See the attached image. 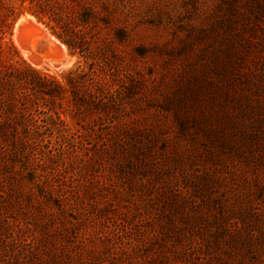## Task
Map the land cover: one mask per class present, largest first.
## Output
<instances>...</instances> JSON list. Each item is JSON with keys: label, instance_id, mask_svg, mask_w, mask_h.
I'll list each match as a JSON object with an SVG mask.
<instances>
[{"label": "rangeland", "instance_id": "obj_1", "mask_svg": "<svg viewBox=\"0 0 264 264\" xmlns=\"http://www.w3.org/2000/svg\"><path fill=\"white\" fill-rule=\"evenodd\" d=\"M9 6L0 264H264V0ZM29 18L60 63L25 57Z\"/></svg>", "mask_w": 264, "mask_h": 264}, {"label": "water", "instance_id": "obj_2", "mask_svg": "<svg viewBox=\"0 0 264 264\" xmlns=\"http://www.w3.org/2000/svg\"><path fill=\"white\" fill-rule=\"evenodd\" d=\"M45 30L40 24L35 22L21 21L16 24V40L23 49L29 52V58L34 63H40L44 59H59L62 54V47L53 42L51 46L46 47L42 52L34 51L32 49L33 42L44 36Z\"/></svg>", "mask_w": 264, "mask_h": 264}, {"label": "trees", "instance_id": "obj_3", "mask_svg": "<svg viewBox=\"0 0 264 264\" xmlns=\"http://www.w3.org/2000/svg\"><path fill=\"white\" fill-rule=\"evenodd\" d=\"M9 3L10 0H0V6L4 8L0 9L2 17L0 21V38L6 31L10 30L13 22L18 18L19 15V12H15V10H13V8L9 6ZM37 19L41 20L39 16H37ZM58 26L62 27L61 25ZM57 35L58 37H61L68 46L73 48L78 47V44L75 42V40H73V38L65 29L60 30Z\"/></svg>", "mask_w": 264, "mask_h": 264}, {"label": "bare ground", "instance_id": "obj_4", "mask_svg": "<svg viewBox=\"0 0 264 264\" xmlns=\"http://www.w3.org/2000/svg\"><path fill=\"white\" fill-rule=\"evenodd\" d=\"M31 20H32V18H31ZM31 20H30V18H29V19H24V22H28V21L32 22ZM33 21H34V20H33ZM14 38H15V41H16L17 45L19 46V48L21 49V51H22L23 54L25 55V57H26V58H27L32 64H34L35 66H39V67H40V66H44V65H46V66H49V65H55V64L60 63V62L63 60V58L66 56V52H65V50H64V48H62V54H61V57H60L59 59H44L42 62H40V63H38V64H37V63H34V62L29 58V52H28L27 50L23 49L22 46L17 42V40H16V30H15ZM53 42H54V41L50 40V39L48 38V36L44 34V36H42V37L36 39V40L33 42L32 49H33L34 51L42 52L46 47L51 46V45L53 44Z\"/></svg>", "mask_w": 264, "mask_h": 264}]
</instances>
